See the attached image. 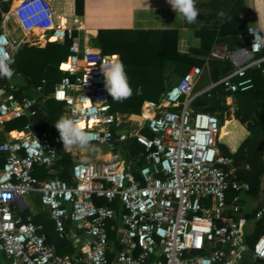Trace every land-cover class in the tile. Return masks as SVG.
Here are the masks:
<instances>
[{
  "label": "built area",
  "instance_id": "built-area-1",
  "mask_svg": "<svg viewBox=\"0 0 264 264\" xmlns=\"http://www.w3.org/2000/svg\"><path fill=\"white\" fill-rule=\"evenodd\" d=\"M72 31L58 22L50 0H0V36L12 56L24 44H63ZM257 35L262 37L261 30L250 27L245 47L210 53L229 61L231 70L206 89L194 93L202 69L192 67L158 101H143L138 115L111 110L100 66L119 56L79 47L77 41L60 63L63 75L51 92H45V80L28 92L0 81V257L9 264H111L108 233L117 231L120 250L113 264H246L245 254L252 264H264L256 255L264 233L252 249L243 241L239 216L249 186L235 179L233 160L218 150L219 120L192 108L218 86L230 96L253 89L248 72L264 75L263 44L253 49ZM50 99L63 104L61 116L83 122L95 134L91 144L109 153L106 161L73 163L70 183L52 177L64 152L59 133L35 134L30 122L20 131H4L9 121L35 118ZM129 140L143 154L123 160L115 145ZM36 142L41 148L30 153ZM43 172L49 177L39 176ZM31 194L39 195L59 238L66 224L82 233L79 254H56L41 226L20 215L19 200ZM263 216L264 208H258L252 221ZM241 245L247 250L241 252Z\"/></svg>",
  "mask_w": 264,
  "mask_h": 264
},
{
  "label": "trees",
  "instance_id": "trees-1",
  "mask_svg": "<svg viewBox=\"0 0 264 264\" xmlns=\"http://www.w3.org/2000/svg\"><path fill=\"white\" fill-rule=\"evenodd\" d=\"M8 4L4 5L6 10ZM82 0H75V12L81 15ZM169 34V35H168ZM176 32H154L139 30H98L95 38V47L104 55H118L125 66L129 83L133 89V95L123 102H115L109 95V102L113 113L125 115H138L143 101H157L160 93L164 91L166 78L162 75L165 62L174 64V71L187 67L190 58L186 54L176 50ZM195 35L200 36L201 45L198 51L205 48V35L214 39V30L196 31ZM76 42V33L72 31L63 44L48 43L43 48L28 46L26 44L13 55L15 63L12 67L15 74L11 79L0 78V81H8L16 85L19 90L28 92L40 83L46 81L45 92H51L54 85L58 83L63 73L58 69L60 63L65 61L69 55V47ZM238 42V40H237ZM230 51L236 49L238 44L231 38L226 41ZM240 46V44L238 45ZM264 56V50L262 51ZM201 66V64H198ZM264 66V62H262ZM62 68H67L63 65ZM208 75L211 82H216L221 76L231 70L229 61L217 60L212 57L207 62ZM252 78L253 89L234 94L236 109L232 112L225 104L226 94L221 87L210 92V96L202 95L195 99L192 108L195 111L214 114L219 120V132L217 135V147L223 157L233 160L231 169L235 179L247 183L248 191L243 198L244 210L239 216V225L243 234V241L249 247L254 244L264 233V216L257 221L254 220L256 210L247 211V207L257 199L263 197L260 207H264V75L259 70L248 72ZM19 81L20 83H16ZM141 94H137V89ZM166 92V91H165ZM63 104L50 99L42 107L38 115L32 120L18 118L7 122L4 125L6 133L20 131L25 124L30 122L32 132L39 134L46 131L49 134H56L55 122L59 119ZM116 152L121 159H135L143 154V149L133 140L116 144ZM3 159L0 155V166ZM71 160L67 154H61L54 167L52 177L71 182ZM39 176L49 177L46 172ZM36 207L37 213L31 215L27 212L22 216H31L34 224L42 225L46 243L54 247L58 255L73 254L74 249L66 238L59 239L54 231V225L49 218V212L45 210L38 194L27 196ZM98 204L110 205L105 201H98ZM250 224V225H249ZM111 240L114 234H109ZM117 247V245L115 246ZM116 253H107L109 262L115 259Z\"/></svg>",
  "mask_w": 264,
  "mask_h": 264
},
{
  "label": "crops",
  "instance_id": "crops-1",
  "mask_svg": "<svg viewBox=\"0 0 264 264\" xmlns=\"http://www.w3.org/2000/svg\"><path fill=\"white\" fill-rule=\"evenodd\" d=\"M50 1L54 7V0ZM58 6V11L54 9L56 19L59 23L74 28L76 41L79 47L86 46L97 49L95 47V38L98 30H139L161 33L176 32V35H174L176 50L179 53L188 55L190 63L186 65L187 67L183 66L180 70L174 71V64H171L169 61L165 62L162 75L166 78V81L164 82V91L160 93L159 99L165 91L176 84L192 67L201 68L202 75H204V81L201 79V75L195 85L194 93L197 94L206 89L211 83L207 69L208 58L211 57L210 53L213 50L222 48H226L228 52H235L245 47L247 44L245 33L248 28H259L262 33V38H264V0H195V6L199 11V15L196 22L192 24L187 23L178 13L174 12L167 0H82L81 15H77L75 12V0H60ZM220 13H223V15L221 16ZM200 30H214V32H216L213 40H211L210 35H205L204 45L205 48H208V51L205 49L201 52L198 51L201 40L199 38L200 36L197 37L195 35V32ZM230 38L233 41L236 40V44H240V46L237 45V47H235L236 49L233 51H230L226 44V41ZM198 64H201V66H198ZM174 76L178 77V81L172 84L171 80L174 79ZM138 89L139 91H137V94L139 95L141 94V89ZM230 99L232 101L235 100L233 96H226L225 104L226 101ZM233 109H236V105L233 106ZM117 114L125 115L120 113ZM96 146L100 147L104 152L95 157L80 155V151L75 147L71 152L64 151L62 153L67 154L70 160L77 159L75 162L108 160L109 153L107 148L102 145ZM75 162L71 163L73 164ZM29 202L31 209L26 207L22 199L21 201L19 200L20 215L25 212V210H28L31 215L37 213L36 207L30 199ZM22 208H24L23 211H21ZM39 226L43 228L42 225ZM111 233L114 234V239L111 240L109 238L110 249L108 252L112 254L116 253L117 255L120 250L118 244L120 233L117 231H109L108 235ZM63 238H66L74 249L73 254L64 255L75 256L80 253V244L84 240V236L80 231H76L71 228L69 224H66L65 236ZM48 245L51 246L55 252L54 247L50 244ZM116 245L117 247H115ZM110 263L113 264L114 259ZM0 264H9V262L3 257H0Z\"/></svg>",
  "mask_w": 264,
  "mask_h": 264
},
{
  "label": "clouds",
  "instance_id": "clouds-1",
  "mask_svg": "<svg viewBox=\"0 0 264 264\" xmlns=\"http://www.w3.org/2000/svg\"><path fill=\"white\" fill-rule=\"evenodd\" d=\"M172 10L187 23H195L199 15V11L195 6V0H167ZM222 16L223 13H220ZM8 41L5 37L0 36V78L11 79L15 74V69L12 65L15 60L12 55L6 50ZM261 44H264V38L257 35L253 44L254 50H259ZM100 71L103 76L104 87L107 93L115 102H123L133 95V89L129 83V78L125 71L123 62L116 57L113 61L105 62L100 66ZM139 91V89H137ZM55 128L59 133L64 151L71 152L72 149H88L91 147V142L95 139V134L90 131H85V126L81 122L67 116H61L55 122ZM41 146L36 142L30 153ZM264 239V238H262ZM246 245H241L240 251H246ZM256 255L264 258V247L260 244L256 246Z\"/></svg>",
  "mask_w": 264,
  "mask_h": 264
},
{
  "label": "rangeland",
  "instance_id": "rangeland-1",
  "mask_svg": "<svg viewBox=\"0 0 264 264\" xmlns=\"http://www.w3.org/2000/svg\"><path fill=\"white\" fill-rule=\"evenodd\" d=\"M54 2H55L54 9L57 10V6H58V3L60 2V0H54ZM201 79L204 81V75H202ZM176 81H178V77L177 76H174V79L171 80V83L174 84ZM16 83H20V82L19 81H16ZM226 104H227V106L230 107V111L232 112V110H234L233 109V106L235 105V100H233V101L231 99L230 100H227L226 101ZM125 127H127V125H125ZM130 128L131 129H134L135 128V125L134 124L131 125V123H130ZM77 149L80 151V153H81L80 155H84L85 157H95L98 154H100V153L102 154L104 152V150H101L100 147H98V146H96L94 144H92L91 147L88 148V149H79V148H77ZM71 160H72L71 162H75L77 159H71ZM262 200H263V197H261L260 199H257L255 201H253L251 203V205H249L247 207V211L250 212V211H252L254 209H257L261 205ZM22 201L26 205L27 208H30L31 209V206H30V202H29V198L28 197H23L22 198ZM25 212H27V210H25ZM245 262H246V264H252L251 259L249 258V255L248 254H245ZM260 264H262V263H260Z\"/></svg>",
  "mask_w": 264,
  "mask_h": 264
},
{
  "label": "snow or ice",
  "instance_id": "snow-or-ice-1",
  "mask_svg": "<svg viewBox=\"0 0 264 264\" xmlns=\"http://www.w3.org/2000/svg\"><path fill=\"white\" fill-rule=\"evenodd\" d=\"M87 106V105H86ZM82 125L85 126V124L82 122Z\"/></svg>",
  "mask_w": 264,
  "mask_h": 264
},
{
  "label": "water",
  "instance_id": "water-1",
  "mask_svg": "<svg viewBox=\"0 0 264 264\" xmlns=\"http://www.w3.org/2000/svg\"><path fill=\"white\" fill-rule=\"evenodd\" d=\"M23 210H24V208L21 209V211H23Z\"/></svg>",
  "mask_w": 264,
  "mask_h": 264
}]
</instances>
